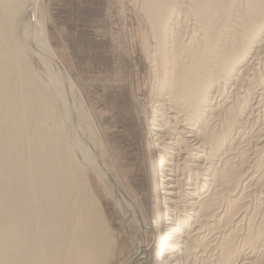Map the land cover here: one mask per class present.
Masks as SVG:
<instances>
[{
	"label": "bare ground",
	"instance_id": "obj_1",
	"mask_svg": "<svg viewBox=\"0 0 264 264\" xmlns=\"http://www.w3.org/2000/svg\"><path fill=\"white\" fill-rule=\"evenodd\" d=\"M42 3L0 0V264H108L117 244L92 176L141 228L124 264H149L156 248L159 264L207 252L200 264H264V0H141L156 44L144 37L164 190L157 229L100 156Z\"/></svg>",
	"mask_w": 264,
	"mask_h": 264
},
{
	"label": "rangeland",
	"instance_id": "obj_2",
	"mask_svg": "<svg viewBox=\"0 0 264 264\" xmlns=\"http://www.w3.org/2000/svg\"><path fill=\"white\" fill-rule=\"evenodd\" d=\"M41 6L51 45L82 94L94 129L105 144L100 156L123 186L137 215L151 218L157 229V202L164 190L152 123L156 78L153 60L143 50L144 37H150L152 50L156 44L141 0H43ZM34 69L47 75L37 60ZM91 180L117 244L108 264H124L132 250L140 248L141 228L102 181L96 176ZM203 231L207 234L206 228ZM147 236L151 243L152 232ZM160 254L156 248L149 264H159ZM205 254L198 256L197 264L203 261L201 257L206 259L208 252ZM192 261L183 258L180 264Z\"/></svg>",
	"mask_w": 264,
	"mask_h": 264
},
{
	"label": "crops",
	"instance_id": "obj_3",
	"mask_svg": "<svg viewBox=\"0 0 264 264\" xmlns=\"http://www.w3.org/2000/svg\"><path fill=\"white\" fill-rule=\"evenodd\" d=\"M67 37H68V34L66 35V42H67ZM68 50V49H67ZM70 58V57H69ZM71 59V58H70ZM71 63H72V61H71Z\"/></svg>",
	"mask_w": 264,
	"mask_h": 264
}]
</instances>
